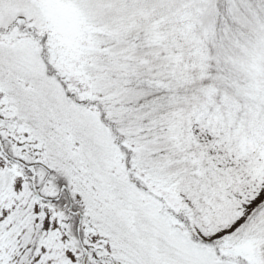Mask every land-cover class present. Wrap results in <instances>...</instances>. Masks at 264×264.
<instances>
[{"label": "snow or ice", "instance_id": "obj_1", "mask_svg": "<svg viewBox=\"0 0 264 264\" xmlns=\"http://www.w3.org/2000/svg\"><path fill=\"white\" fill-rule=\"evenodd\" d=\"M0 264H264V0H0Z\"/></svg>", "mask_w": 264, "mask_h": 264}]
</instances>
